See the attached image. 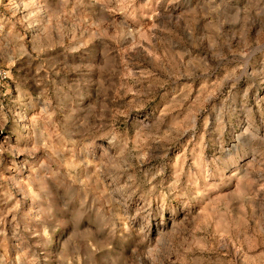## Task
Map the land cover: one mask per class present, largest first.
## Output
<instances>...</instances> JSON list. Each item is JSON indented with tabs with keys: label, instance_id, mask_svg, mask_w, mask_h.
<instances>
[{
	"label": "rangeland",
	"instance_id": "374dc122",
	"mask_svg": "<svg viewBox=\"0 0 264 264\" xmlns=\"http://www.w3.org/2000/svg\"><path fill=\"white\" fill-rule=\"evenodd\" d=\"M0 264H264V0H0Z\"/></svg>",
	"mask_w": 264,
	"mask_h": 264
}]
</instances>
